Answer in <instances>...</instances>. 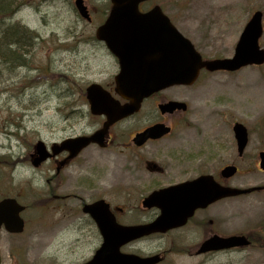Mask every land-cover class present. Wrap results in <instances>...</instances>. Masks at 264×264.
Masks as SVG:
<instances>
[{
	"label": "rangeland",
	"instance_id": "rangeland-1",
	"mask_svg": "<svg viewBox=\"0 0 264 264\" xmlns=\"http://www.w3.org/2000/svg\"><path fill=\"white\" fill-rule=\"evenodd\" d=\"M105 1L86 0L94 17ZM153 1L164 4L178 28L206 56L232 55L244 24L253 10L260 9L263 34L259 43L264 48V0ZM14 23L25 26L36 37L22 44L19 57L0 55V197L13 196L28 205L38 200L21 214L25 220L21 234L0 230L1 264L19 260L35 264L68 259L81 262L93 254L101 238L88 228L74 231L51 226L47 201L43 200L51 162L34 168L28 155L37 139L48 145L90 131L98 120L88 115L87 104L79 96L83 86L80 76L87 81L115 68L111 56L92 41L94 22L89 24L78 15L73 0H25L10 17L0 20V30ZM202 80L214 81L235 103L230 105L234 111L229 123L237 119L250 130L244 166L231 183L242 187L264 183V172L251 164L256 152L264 149V64L202 75ZM89 151L85 149L80 160ZM227 214L228 233L257 230L256 237L264 240V191L229 199ZM132 245L143 253L163 247L161 239L149 237L128 243L121 250L128 251ZM180 249L168 248L171 253L161 264H264V248L257 245L202 256Z\"/></svg>",
	"mask_w": 264,
	"mask_h": 264
},
{
	"label": "flooded vegetation",
	"instance_id": "flooded-vegetation-1",
	"mask_svg": "<svg viewBox=\"0 0 264 264\" xmlns=\"http://www.w3.org/2000/svg\"><path fill=\"white\" fill-rule=\"evenodd\" d=\"M144 4L148 7L155 5L153 2ZM98 43L104 46L102 42ZM113 61L118 71L117 58L113 57ZM211 74L208 72L206 76ZM113 76L106 75L94 81L120 103H125L127 101L114 92ZM219 89L223 88L214 81L202 80L156 91L145 97L139 107L125 118L110 125L104 147L90 144L85 149L91 151L84 155V159L80 160V156L85 149L66 160L60 169H57V161L65 158L67 152L51 157L48 161L52 168L45 178L51 226L57 230L70 227L74 231L88 228L98 232L96 222L83 212L85 203L96 201L105 204L101 205L109 223L112 219L128 226L149 223L160 214V209L142 202L154 191L169 189L199 177L210 178L222 186L232 184L229 181L233 176L223 175L222 169L233 166L238 173L245 163L246 148L238 150L232 131L233 124L239 120L233 119L232 124L229 123V116H233L234 111L230 105L235 103ZM82 100L86 103L85 95ZM170 101H178L182 105L164 107ZM88 115L98 121L90 131L81 134L93 132L105 119L103 115ZM154 126L159 127V135L146 137L139 143L134 139L138 133ZM166 127L167 130L162 132ZM259 152L260 149L251 164L255 165ZM228 201L229 198L225 197L198 207L184 223L165 233H154L137 240L171 235L169 247L196 250L213 234H228ZM166 253V249L159 252L163 256ZM49 264L81 263L66 260L50 261Z\"/></svg>",
	"mask_w": 264,
	"mask_h": 264
},
{
	"label": "water",
	"instance_id": "water-1",
	"mask_svg": "<svg viewBox=\"0 0 264 264\" xmlns=\"http://www.w3.org/2000/svg\"><path fill=\"white\" fill-rule=\"evenodd\" d=\"M113 2L110 15L105 24L98 29L97 36L104 39L108 48L120 58L122 70L116 76V91L124 97H130L132 107L151 91L175 82H191L195 80L200 68L208 70L227 69L234 70L242 65L259 64L264 61V50L258 47V37L262 32L261 12L253 13L251 19L245 25L239 41L235 47V53L231 58H217L202 60L200 54L194 49L193 44L183 37L169 22L168 18L160 13L159 8L151 10L147 14H139L138 2L142 0H111ZM76 3L80 12L79 0ZM158 15V18H157ZM154 27V29H153ZM88 97L91 101V110L94 113L104 112L107 116L106 124L127 113L124 106L112 104L110 96L99 87H88ZM106 98V99H103ZM130 112V111H128ZM240 131H236L241 139V145L246 142V130L239 125ZM104 131L94 133L89 137H75L62 141L60 148L68 147L71 155L77 153L90 141L98 140ZM36 156L32 163L38 165L46 159L47 151L42 141L35 145ZM261 167L264 169V152H261ZM234 169L229 167L228 174ZM250 189L222 188L218 191H209L206 201H212L220 196L233 195L248 192ZM205 202V201H204ZM199 202L190 200V208ZM22 206L16 204L13 199L0 201V224L3 222L9 231H21L22 220L17 215ZM93 218L107 225L90 206L85 207ZM181 215V214H180ZM179 216V215H178ZM176 215L165 214L151 224L123 228L115 231H101L103 243L94 258L100 259V264H147L158 261V257L139 258L136 256L123 257L119 255V246L135 237L148 234L156 230H164L171 225ZM103 229V228H101ZM247 240L241 236L229 238L212 237L208 239L198 252L231 247L246 244Z\"/></svg>",
	"mask_w": 264,
	"mask_h": 264
},
{
	"label": "trees",
	"instance_id": "trees-1",
	"mask_svg": "<svg viewBox=\"0 0 264 264\" xmlns=\"http://www.w3.org/2000/svg\"><path fill=\"white\" fill-rule=\"evenodd\" d=\"M22 2L23 0H0V16L9 17L17 7L22 5ZM30 32L24 26L18 24L10 25L0 31V48L7 49L8 45H13L19 49L22 43L30 38ZM31 35L33 36L32 32ZM0 55L5 58L16 56L15 52L9 50L1 51Z\"/></svg>",
	"mask_w": 264,
	"mask_h": 264
}]
</instances>
